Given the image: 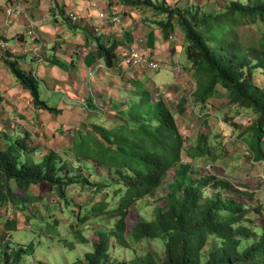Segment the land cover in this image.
Instances as JSON below:
<instances>
[{"label":"trees","instance_id":"obj_1","mask_svg":"<svg viewBox=\"0 0 264 264\" xmlns=\"http://www.w3.org/2000/svg\"><path fill=\"white\" fill-rule=\"evenodd\" d=\"M120 2L133 7L148 6L166 15L159 22L166 38L176 27L181 29L189 71L196 82L194 102L205 107L221 88L235 112L252 111L254 120L241 128L239 135L246 136L253 161L264 163V87L256 83L253 73L255 69L264 70V36L258 48L253 49L240 42L235 32L240 26L264 30V0H228L221 12H205L197 7L171 8L164 3L153 4L151 0ZM214 32L222 34L221 38L214 40ZM96 55L107 67L115 65V45L105 47L99 43ZM0 59L30 93L37 109L53 115L61 113L42 99L40 80L32 71L20 67L18 56L6 52ZM51 64L63 67L57 59L51 60ZM134 86L138 101L131 100L126 110L107 117L111 121H81L68 129L71 142L63 150L67 158L63 151L53 148L41 150L42 155L36 158L39 148L33 144L29 132L18 137L1 135L0 205H17L18 199L25 203L27 200L16 192L26 194L29 199L41 198L39 194H31L30 189L42 183H47L65 200L69 186L80 180L100 190L104 185L88 177L70 175L71 168L66 166L73 160L81 161L87 168L92 164L113 172L110 180L119 184L115 194L120 196L119 203L112 208L101 201L90 210V214L105 216L113 224L109 229L99 230L92 250L85 254L86 264H264V219L258 223L250 217L262 207L261 201L253 203L242 197L229 179L211 170L198 173V157L218 158L206 143L208 135L202 133L196 143L186 147L170 105L162 97L156 98L142 82ZM233 126L238 130L239 124ZM170 170L173 175L164 183ZM163 184H166L164 204L156 207L152 218L142 216L129 228L127 218L132 207L154 195ZM209 187L213 189L208 192ZM227 192L232 193L227 196ZM247 195L253 198L256 193ZM5 227L10 229L11 220ZM74 232L79 242L86 243L87 237L80 229ZM149 239L161 240V255L149 249L142 254L135 251L127 261L111 258L117 248H134ZM22 250H18L17 257H21Z\"/></svg>","mask_w":264,"mask_h":264},{"label":"crops","instance_id":"obj_2","mask_svg":"<svg viewBox=\"0 0 264 264\" xmlns=\"http://www.w3.org/2000/svg\"><path fill=\"white\" fill-rule=\"evenodd\" d=\"M184 1L186 0H151L153 4L164 3L168 7L180 9L185 7ZM192 1H196L198 6L200 2H204ZM18 6L22 7V14L8 16L7 10ZM120 11L121 24L116 25L111 18ZM124 17L130 20L128 27L124 26L127 25ZM165 17L166 15L148 6L133 7L121 3L120 0H0V38L3 39L0 40V57L6 52L18 56L21 68L32 71L40 80L41 97L47 104L46 96L42 95L43 86L53 91L60 87L73 95L68 96L69 104L60 103L55 107L61 111L59 115L37 109L29 92L20 85L0 59V132L8 137H18L29 132L40 153L41 150L45 151L40 134L43 133V127L49 126L47 118L57 116V129H63L64 134L68 132L65 128L77 126L82 121L80 119L77 124L66 126V119L70 117L68 110L75 106L83 107L85 104V116L89 115L91 122L107 123L104 118L126 110L127 103L131 100L138 101L139 98L133 93L136 82H142L156 98L162 97L170 103V107L175 103L177 114L171 109L178 121V110H185L188 103L181 77L170 66L179 64L174 61V56H177L179 48L185 47V40L179 27L166 39V34L159 25ZM31 22L37 26L36 37L28 33ZM39 40L44 45L42 60L36 59L27 51L28 47L35 46ZM1 42L7 43V47L2 48ZM99 43L105 47L115 45L117 57L112 68L107 67L104 60L97 57ZM133 46L151 60L166 65L163 70L166 73L161 75L160 72L143 67L122 71L119 62L125 56L126 50ZM53 59L63 63V67L52 65ZM97 64H102L104 68L96 70ZM184 68L194 82L192 71H189L190 65ZM168 71L173 73L174 79L169 76ZM62 118L66 119L58 124ZM50 131L48 129L47 132ZM2 143L3 137L0 135V144ZM69 144L70 142L63 150ZM11 207L9 204L0 205L2 242L9 241L5 237L11 236L12 224L15 222L12 217L10 219ZM10 220L11 227L7 229L5 224Z\"/></svg>","mask_w":264,"mask_h":264},{"label":"rangeland","instance_id":"obj_3","mask_svg":"<svg viewBox=\"0 0 264 264\" xmlns=\"http://www.w3.org/2000/svg\"><path fill=\"white\" fill-rule=\"evenodd\" d=\"M184 2L185 7L183 9L188 10L197 7L205 12H221L226 4H228V0H204V2H200L199 7L196 1L190 0L189 2L186 0ZM124 18L127 21V25L124 26L128 27L130 20L128 17ZM235 32L240 42L248 44L249 47H254L253 49L258 48L260 40L264 36V30L262 28L258 29L257 26H240L236 28ZM221 35L220 33L214 32V40L221 38ZM178 50L177 56H174V61H178L182 66H189L190 63L185 53V47H181ZM156 72H160L161 75L166 73L163 70ZM168 72L169 76L174 79L173 73L171 71ZM253 73L256 83L264 87V70L260 68L255 69ZM191 83V80L187 77L182 80V86L186 93V101L188 104H186L185 110H178L180 112L178 124L184 135L186 147L196 143L199 135L206 133L208 135L206 143L212 146L213 153H217L216 155H218L216 160L213 159L212 155L198 157V173H204V171L211 169L217 176L219 175L222 178L229 179L233 188L240 190L239 194L242 197L249 198L253 203H256L259 199L262 207L258 208L259 211L251 213L250 217L252 216L258 223H261L264 219V163L262 161H253L252 153L245 143L246 136L242 137L239 135L240 130H242L241 128H244L254 120V113L242 109H238L235 112L231 109V106L228 105L229 102L226 94H224L225 91L221 88L217 89V92L210 99L211 101L208 102V105L204 108L202 106L199 107L194 102V96L192 100L188 96L187 88ZM42 95L43 97L44 95L46 96L48 105L52 107H56L60 103L69 104L70 100L68 96H73L60 87L53 91L44 88V86ZM171 108L176 113L177 108L175 103ZM68 112L70 113L69 119L62 118L58 124L65 119L69 123L65 121L66 126L77 124L80 119L82 121H90L88 114H91V112L87 114L88 116H85V104H83V107L75 106L68 110ZM56 117L52 116V118H47L46 121L49 123V126L43 127V133L40 134V141L44 145L43 148L45 151L51 148L62 151L63 147L71 142L69 132L62 134V131L57 129ZM103 120L107 122L108 120L111 121V118H104ZM233 123L239 124L238 130L234 129ZM48 129H51L49 133L47 132ZM65 129L68 131V128ZM0 135L4 136L5 134L0 132ZM11 136L17 137L15 135ZM61 153L66 157L64 151ZM41 155L38 152L36 158H39ZM69 167L72 171L70 175L83 176V178L88 177L90 180L96 182V184H102L104 186L100 190H96L94 185L86 184V182L84 184V181L80 180L79 183H74L69 186L67 200L60 199L57 193L51 190L47 183L33 185L31 187L30 193L39 194L41 197L36 200L29 199L26 194L17 192V194L24 197L27 201L22 203L18 199L17 205L7 203L12 206L10 219L13 218L15 222L10 232L11 236L8 238L5 237V240H9L8 242H2V235L0 233V264H40L45 262L48 264H86L85 254L92 250V243L98 239L97 233L99 230L104 227L109 229L113 224V221L106 219L105 216H94L90 214V210L92 211V207H95L101 201L107 203L109 208L119 203L120 196L115 194V189L119 184L111 183L113 180H110V176L113 172L96 168L92 164L87 168L83 165V162L73 160L72 164L69 163L66 166L67 169ZM172 175L173 170H170V175L164 183ZM165 187L166 184H163L154 195L136 202L127 218L129 228L133 227L135 222L142 216L148 219L153 217L156 207L164 204L163 195ZM13 189L16 192L15 186ZM212 189L209 187L208 192ZM248 192H255V197L250 198L247 195ZM231 193L227 192V196H230ZM233 196L235 195L233 194ZM87 215L89 216L87 217ZM72 225H74L73 228ZM74 229H80L82 231L85 237H87L86 243L79 242L80 238L77 237ZM21 248L23 250L19 258L16 256V253ZM149 249H154L161 255L163 251L161 240H143L136 244L134 248H117L111 253V258L114 261H127L135 255V251L142 254Z\"/></svg>","mask_w":264,"mask_h":264},{"label":"built area","instance_id":"obj_4","mask_svg":"<svg viewBox=\"0 0 264 264\" xmlns=\"http://www.w3.org/2000/svg\"><path fill=\"white\" fill-rule=\"evenodd\" d=\"M22 12L23 11H22L21 6L9 8L7 10V14L10 17L21 15ZM111 21L116 25H120L121 24V11L119 14L113 16L111 18ZM36 27H37L36 23H33V22L30 23L29 31H28L29 35L34 36V37L38 36ZM1 46L2 48L7 47V43L1 42ZM43 46L44 45L42 43V40H39V42L35 46L28 47L27 51L31 53L32 55H34L38 60H42ZM137 67H143V68H146L152 71H160V70L166 69V65L151 60L148 56L142 54L137 47L133 46L126 50L125 56L119 62V68H121L122 71H127V70L137 68ZM101 68H104V66L102 64H97L96 70H99ZM172 71L176 72V74H178L181 77V80H183L186 77L189 78L188 74L185 71L184 66L180 64H175L174 66H172ZM189 79L191 80V78ZM187 90H188V96L192 100V97L194 96V92L196 90V82L195 81L192 82L191 85H189V87L187 88Z\"/></svg>","mask_w":264,"mask_h":264}]
</instances>
